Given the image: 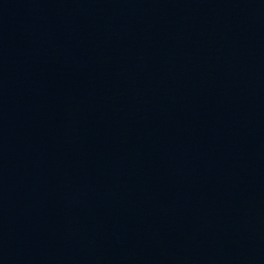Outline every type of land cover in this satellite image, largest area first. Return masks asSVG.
<instances>
[{
	"label": "water",
	"instance_id": "water-1",
	"mask_svg": "<svg viewBox=\"0 0 264 264\" xmlns=\"http://www.w3.org/2000/svg\"><path fill=\"white\" fill-rule=\"evenodd\" d=\"M0 264H264V0H0Z\"/></svg>",
	"mask_w": 264,
	"mask_h": 264
}]
</instances>
